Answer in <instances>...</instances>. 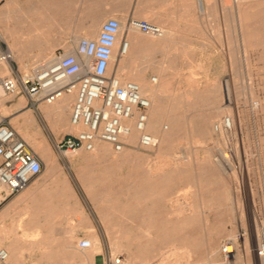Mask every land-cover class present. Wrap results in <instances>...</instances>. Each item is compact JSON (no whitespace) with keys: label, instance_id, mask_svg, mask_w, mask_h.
I'll list each match as a JSON object with an SVG mask.
<instances>
[{"label":"rangeland","instance_id":"rangeland-1","mask_svg":"<svg viewBox=\"0 0 264 264\" xmlns=\"http://www.w3.org/2000/svg\"><path fill=\"white\" fill-rule=\"evenodd\" d=\"M151 2L156 7L151 14L136 17L152 22L165 19L169 23L162 26H175L177 39L172 49L154 51L141 61L168 67L165 90L172 96L195 93L186 95L198 102L202 132L193 121L189 134L199 137L194 141L180 137L161 151L158 143L146 149L131 142L123 148L129 155L125 161L108 155L94 158V150H79L65 159L53 142L69 131L56 132L45 122L43 134L59 164L55 171L64 179H47L53 169L45 164L33 181L41 184L37 190L49 191L53 199L68 186L70 200L52 203L59 210L50 213L85 229L87 238L92 233L87 224H92L98 246L111 255L121 254V264H236L234 256L225 258L221 253L229 240L236 244L234 255L241 256L240 264H256L249 239L255 233L253 218L261 213L264 184V0ZM62 47L50 56L68 52L67 46ZM36 52L21 61L14 59V66L23 72L26 62L31 70L44 61ZM110 71L115 74L116 65ZM153 75L157 76L152 69L146 72L147 77ZM20 97L24 104L21 94L0 96L4 99L0 113L8 114L13 108L8 105ZM226 116L235 121L230 130L221 126ZM167 124L162 121V127ZM109 147L110 156L121 155ZM32 182L3 201L33 188ZM144 185L158 192L138 201L137 207L135 200L128 201L127 188ZM97 208L108 213L107 218ZM81 209L87 217L84 224L78 223Z\"/></svg>","mask_w":264,"mask_h":264},{"label":"built area","instance_id":"built-area-1","mask_svg":"<svg viewBox=\"0 0 264 264\" xmlns=\"http://www.w3.org/2000/svg\"><path fill=\"white\" fill-rule=\"evenodd\" d=\"M128 28L154 36L164 32L160 25L143 18H128L125 29H121L117 18H109L101 24L95 38L82 37L70 51H58L27 72L14 66L12 53L6 46L0 48V61L10 65L8 74H0V89L4 95L21 94L32 109L39 104H52L64 95H73L69 121L76 129L53 142L54 149L65 159L68 158L66 153L93 150L98 141L109 143L114 150L120 151L132 145L128 137L133 132L137 134L133 144L138 147L150 149L158 143V138L147 130L149 98L140 92L137 83L121 81L109 71L118 39L117 55L127 52ZM151 81L155 83L157 77L151 76ZM221 126L225 130L232 129L231 117H224ZM41 170L40 155L0 113V185L4 188V197L24 190ZM260 212L253 218L259 226L253 251L264 262V184ZM230 241L221 247L225 258L233 256L236 250L235 242ZM79 245L90 247L91 241L82 239ZM7 256V250L0 245V262ZM122 259L121 254L106 253L104 264H121Z\"/></svg>","mask_w":264,"mask_h":264},{"label":"crops","instance_id":"crops-1","mask_svg":"<svg viewBox=\"0 0 264 264\" xmlns=\"http://www.w3.org/2000/svg\"><path fill=\"white\" fill-rule=\"evenodd\" d=\"M155 8L151 0H0V48L6 46L12 52V60L21 61L29 57L27 53L25 54L28 56L22 55V51H37L34 55L48 60L51 58L50 53L61 50L62 45L67 46L70 51L80 38H95L101 24L109 18H117L124 26L122 29H125L128 18L150 15ZM153 23L167 25L169 22L160 19ZM128 29L126 37L129 36ZM30 36L37 38L30 41ZM3 67L7 68L0 61V70ZM5 73H9V70ZM64 96L71 105L73 95ZM61 98L52 104H39L36 109H32L27 106L26 97L24 104L20 97L8 105L13 108L3 116L40 153L39 147L30 140V133L48 142L43 134L45 122L56 132L74 130L69 123V106L64 110L67 126L58 129L53 125V112L60 105ZM3 102L4 99L0 98V104ZM83 151L85 150L81 149L80 153ZM40 157L42 167L45 164L46 167L54 168L59 165L58 162L48 163L41 155ZM62 177L55 169L46 176L47 179ZM36 182L38 183L33 181L32 186ZM3 191H0V245L7 250V259L11 255L16 260L13 264H104L106 251L101 247H81L79 241L87 238L86 230L56 219L57 214L50 213L59 210L53 208L55 204L16 203V198L3 201L7 197H4ZM6 260L0 264H10ZM46 260L53 261L44 262Z\"/></svg>","mask_w":264,"mask_h":264},{"label":"bare ground","instance_id":"bare-ground-1","mask_svg":"<svg viewBox=\"0 0 264 264\" xmlns=\"http://www.w3.org/2000/svg\"><path fill=\"white\" fill-rule=\"evenodd\" d=\"M238 10L240 11V7H238ZM160 26L162 28L164 27L162 25ZM122 28H124V26L121 25V29ZM163 29H164V32L161 36H154V35L141 33L138 30L133 29V28H129L127 31L129 36L126 37L129 42L127 52L125 54H122L119 58L116 56L117 47L119 44V39H118L114 45V50H113V53L111 56V62L109 65V71L113 64L116 65V73L114 75L117 78H119L121 81H125V80L134 81L135 83L138 84L140 88V92L149 98L150 108H149V113H148L147 130L158 138V149H160V151L161 149H167L171 147L173 143L176 142L177 139L180 137H186L190 141H194V138L197 136L189 134L191 128L193 127L192 125L193 121H194L195 126L199 130V133L202 132V130L200 131L201 119L199 117L200 114L198 113V102L188 97V95H191L189 93H191L192 91H188L187 93H181V94L172 96L169 92L165 90V84L167 83L169 79L168 71H167L168 67L164 65L160 66L159 63H155L153 61H148V62L141 61L142 58H145L146 56L152 54L154 51L160 50V51L165 52L167 50L172 49L177 39L176 35L178 33V30L176 28H165V27ZM35 38H37V36H30V41L35 40ZM20 53L22 55H26L25 53H27L30 56V52L28 51H25V52L22 51ZM12 58H13V55H12ZM3 63L7 66V68L3 67L0 71L7 72V69H8L10 72L9 63L7 61H3ZM28 66L25 62L23 65L24 72L28 71ZM149 69L154 70L157 74L156 76L157 81L155 83L151 81L150 76L149 77L146 76V72ZM192 94H195V93L192 92ZM0 96H5L4 93L1 91V89H0ZM61 100L62 101L60 105L55 110V112H53V125H55L58 129H63L67 126L64 110L66 107L68 106L70 107V102L67 97L63 96ZM217 111L220 112V110H217ZM231 119H232V123L234 126L235 124L234 118L231 117ZM163 120H166L168 123L165 128L162 127ZM72 127L76 129L74 126ZM136 139H137L136 132L131 133L128 137V140L130 142H135ZM30 140L34 144H36V146L39 147L41 156L45 158L48 163L57 162L56 156L46 139H42V138L39 139L34 133H30ZM99 142L101 141H98L95 143V146L93 148L94 151L91 154L92 157L96 158L99 156H104V157L109 156L112 159H116L117 161H121V160L125 161L129 157V155L124 152L125 149H122L121 151H119L121 155L117 158H114L113 156H110V154H108L110 144L109 143H99ZM66 155L69 158L73 154L66 153ZM224 156L226 157L227 154L224 153ZM58 166L59 165H57V167L55 168L53 166L49 168L50 169L57 168L58 170H60ZM204 166L207 168L206 162H204ZM144 186L145 187L127 188L128 191L131 190V192L127 194L128 201L130 202L131 200L132 201L135 200V205L137 207H138V203H137L138 201L145 200L146 197H148V195L156 194L158 192V190H154L150 187L148 188L146 187V185ZM38 187H40V184L36 182L33 185V188L30 187V189H27L25 193H22V195L16 198L15 202L52 204V203H57V202L66 203L70 200V191H68V186H64L65 188H62V190L58 192V198L56 199H53L49 191H46L45 189L44 191L37 190L36 188ZM1 198H2V195H0V199ZM131 207L132 206H129L128 208H131ZM132 208L137 209L136 207H132ZM97 210L102 218L103 217L107 218L108 213H103L100 208H97ZM247 212L249 213L248 208H247ZM80 214L82 215L83 218L78 223L84 224L85 220L87 219L86 214L83 212L82 209L80 210ZM250 220H252V218ZM87 225L90 227V231L92 232L89 235L90 236L89 239L91 241V247H94V249H100V247L98 246V243H99L98 236L96 235V233L93 232V225L90 223H88ZM253 225H255V230L252 228L251 229L254 230L255 233H252V234H254L255 237L254 235L251 234L249 240H250V243L254 244V241L256 240V235H258L259 233V226L256 223V219L254 220ZM70 234H71V231H70ZM70 234H69V237H70ZM1 240H2V235H0V242ZM248 244L249 243L247 242V238L245 237V250L247 251H248ZM233 256L235 259V263L240 264L242 260L241 256L238 254L233 255ZM255 260H256L255 262L256 264H264V262L259 260L256 256H255ZM6 261H8L10 264H13L14 261L16 260L12 259L11 255H9Z\"/></svg>","mask_w":264,"mask_h":264}]
</instances>
